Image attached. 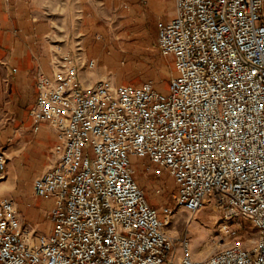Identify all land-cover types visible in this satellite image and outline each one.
Returning a JSON list of instances; mask_svg holds the SVG:
<instances>
[{"label": "built area", "instance_id": "built-area-1", "mask_svg": "<svg viewBox=\"0 0 264 264\" xmlns=\"http://www.w3.org/2000/svg\"><path fill=\"white\" fill-rule=\"evenodd\" d=\"M175 5L157 41L178 72L169 94L151 82L86 83L80 71L96 62L79 47L57 50L52 77L39 74L34 129L46 123L57 143L33 188L54 200L51 230L25 224L0 196V264H264V0ZM132 157L175 178L173 206L150 205ZM6 166L0 148V182ZM206 205L228 242L198 258L167 228L176 211L192 217ZM237 218L251 222L253 246L227 223Z\"/></svg>", "mask_w": 264, "mask_h": 264}, {"label": "crops", "instance_id": "crops-1", "mask_svg": "<svg viewBox=\"0 0 264 264\" xmlns=\"http://www.w3.org/2000/svg\"><path fill=\"white\" fill-rule=\"evenodd\" d=\"M78 2L80 40L76 45H61L56 44L52 0H0V148L7 158L0 196L13 198L23 222L38 231L40 221L49 219L54 200L36 196L33 182L51 161L57 143L46 123L34 129L31 110L38 96L39 74L52 77L57 50L75 52L79 47L83 61L96 62L92 69L80 71L86 83L110 78L116 84H130L118 72L120 62H138L136 52L142 54V43L157 44L159 24L170 22L176 14L175 0Z\"/></svg>", "mask_w": 264, "mask_h": 264}, {"label": "rangeland", "instance_id": "rangeland-1", "mask_svg": "<svg viewBox=\"0 0 264 264\" xmlns=\"http://www.w3.org/2000/svg\"><path fill=\"white\" fill-rule=\"evenodd\" d=\"M78 10V0H52V12L56 16L57 22L56 44L76 45L80 40L77 35ZM136 53L140 55L138 62H129L125 59L120 62L118 72H120L121 78L129 81L130 84L151 82L158 91L169 94L170 80L173 76L178 75L173 58L162 56L155 42L152 44L142 43V54ZM50 155L52 154L50 153ZM49 163L50 160L46 166ZM132 167L135 172L134 177L144 190L150 205L158 209L167 205L173 206L172 196L177 194L180 188L175 178L167 170L160 169L158 171V166L150 163L146 157H132ZM156 189H160V193H157ZM16 199L22 206V200ZM227 223L231 227L241 230L242 242L245 246H253L256 233L249 220L237 218V220ZM222 227L220 213L206 205L192 217L185 210L176 211L167 230L175 239L187 235L193 254L195 257L201 258L218 251L224 246V242H228ZM38 229L41 233L47 234L49 219L41 220ZM177 249L180 251L179 245H177Z\"/></svg>", "mask_w": 264, "mask_h": 264}, {"label": "bare ground", "instance_id": "bare-ground-1", "mask_svg": "<svg viewBox=\"0 0 264 264\" xmlns=\"http://www.w3.org/2000/svg\"><path fill=\"white\" fill-rule=\"evenodd\" d=\"M181 210H183V209H181Z\"/></svg>", "mask_w": 264, "mask_h": 264}]
</instances>
